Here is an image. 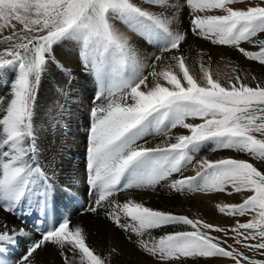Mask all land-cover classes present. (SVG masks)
Returning <instances> with one entry per match:
<instances>
[{
    "label": "snow or ice",
    "instance_id": "1",
    "mask_svg": "<svg viewBox=\"0 0 264 264\" xmlns=\"http://www.w3.org/2000/svg\"><path fill=\"white\" fill-rule=\"evenodd\" d=\"M185 11L190 27L182 32L177 21ZM188 31L264 66V0H0V75H11L7 95L0 96V211L46 208L57 192L54 173L38 159L37 101L42 80L55 71L65 79L58 95L70 103L73 73L56 49L74 42L82 73L96 86L85 133L86 184L94 199L85 211H103L153 264H264V80L252 86L249 76L257 78L239 65L222 80L202 50L194 75L183 54ZM138 42L159 54L145 56ZM47 116L60 129L71 112L57 104ZM149 136L163 139L150 146ZM204 151L236 155L213 159L201 156ZM189 167L194 175H184ZM165 186L241 196L215 208L226 217L250 218L223 227L116 198ZM60 191L76 199L71 187ZM176 226L186 230L166 231ZM157 230L163 234L154 235ZM34 231L0 224V256L22 237L26 249L12 264H37L49 249L62 264H113L118 255L115 247L98 253L69 217L43 228L38 223Z\"/></svg>",
    "mask_w": 264,
    "mask_h": 264
},
{
    "label": "bare ground",
    "instance_id": "2",
    "mask_svg": "<svg viewBox=\"0 0 264 264\" xmlns=\"http://www.w3.org/2000/svg\"><path fill=\"white\" fill-rule=\"evenodd\" d=\"M224 56L226 55L224 54ZM56 57L60 58L62 64H65V66L69 68L73 74L76 75V73H79L81 70L79 61L76 60V48L70 42L62 44L56 49ZM194 57L195 56L191 54L187 62L189 64L190 71L194 75H197L199 73V63L195 62ZM226 62L227 61L224 59L223 64L220 65V67L215 65L216 63L214 62L213 72H219L221 77H227V75H230V70L227 71L226 69V65L228 64V62ZM243 63L246 65L245 62ZM249 67L250 66H248V68ZM50 72L52 73L54 71ZM54 74L55 75L51 76H59L56 72H54ZM253 74L257 80H251V78L248 80L252 86H254L257 81L264 80V70L261 69V67H258ZM87 77L89 79L91 78V76ZM75 86L76 85L74 82H72L71 98L70 103L68 104H66L64 97L58 95V91H48L49 93L39 92L37 101V123L40 129L39 139L41 152V155L38 157V159L44 169L48 171L49 175H53L54 173V180L57 188L56 194L50 200L46 208L37 207L35 204H25L21 208L17 209L14 214L0 211V224L6 223L9 227L25 228L26 231L31 230L35 236L37 235L34 231V226L36 224L43 222V227H45V222L49 224L53 222L57 223L63 218L69 217L73 226L80 225L85 229L86 233L89 234L88 243L90 246L94 247L98 253L107 255L108 251L113 247L118 250V255L113 257V264H153V260L151 258L142 255L135 249L133 243L127 239L126 233L117 228L111 221L105 219L103 211H101L99 215L85 211L94 199L93 197H91V200L86 199V196H89L86 195L88 192L87 184H85L86 188H84V180L86 179V170L84 169V166H86L87 146L85 132L88 124L86 121L88 117L85 116H87L88 110H86L85 115V111L80 108V105L86 101L87 95L82 90H76ZM7 93L8 92H0V96H5ZM57 104H65L71 112V116L65 117L64 123L60 129L50 126V124L53 122L52 116H47V119H45L47 113H53V115H55ZM162 139L163 138L160 136H149L147 138L150 146H155L156 144L160 143ZM219 153H221L220 155L223 154L222 156L236 155L235 153L229 152ZM200 155L208 156L209 158L213 159L216 158L212 157V154L209 151L208 153L201 152ZM240 157H242V155ZM185 170H188L189 172L184 173V175L194 174V171L191 167L184 169V171ZM69 187H71L73 192L76 193V199H69L60 191L61 189ZM158 193L160 196L162 195L163 200L162 202H159V204L161 203L160 206L153 207L154 209L171 211L178 215H187L193 219L201 218L206 222L223 227H230L232 221L236 220V217H226L214 212L213 207L211 208V199H213L212 194L201 193L200 196L197 194L196 196H192L189 192L176 193L169 191V189L165 186L157 188V192H154L153 195L150 193V190L132 189L128 191H122L117 195L116 198L121 202L127 198H133L137 201L144 202L146 206H148L147 199H155ZM240 199H242L241 196L233 195L231 199L223 200L221 203H235ZM51 203H53V221L51 220L50 216L51 210H49ZM21 214H24L23 220L18 221L17 218L19 220L22 218L20 216ZM28 215H31L30 219H27ZM42 215H46L44 220L41 218ZM240 221L242 220L240 219ZM174 228L175 230H186L184 226H176ZM153 234L160 235L163 234V232L157 230ZM25 239L26 238L22 237L21 242L17 246L8 249L3 256H0V259L6 260L7 264H12V261L16 260L20 254L24 252L21 251L22 248L26 249L27 244L24 242ZM12 249H15V252H13ZM253 254L257 255V253ZM36 259L37 264H62L60 255L56 252H53L52 249H49L47 252H40ZM212 264L221 263L215 261Z\"/></svg>",
    "mask_w": 264,
    "mask_h": 264
},
{
    "label": "rangeland",
    "instance_id": "3",
    "mask_svg": "<svg viewBox=\"0 0 264 264\" xmlns=\"http://www.w3.org/2000/svg\"><path fill=\"white\" fill-rule=\"evenodd\" d=\"M252 2H254V0H252ZM238 7H242L244 5H241V4H238L237 5ZM178 25L180 27V31H187L190 27L189 25V18L186 14V11L185 13L181 14L180 15V19H178ZM71 44L74 45V42H70ZM139 47H140V50L142 53H144L145 56H148V57H153L154 58V55L153 54H156L158 55L159 52L154 48V47H151L149 45H146V44H143L142 42H139ZM192 46V47H191ZM243 47L247 48L248 50H255L254 48H252L251 46H249L248 44H242ZM199 50V51H198ZM201 50L203 51V54H204V61L205 63H208V60L207 57L210 55L212 57V61H211V64H212V69H214V62L216 63L215 65H217L218 67H220V65L223 64V60L225 59V61L228 62V64L226 65V69L227 71L231 69L232 66H236V65H239L242 69H245L247 70L248 72L252 73V75H254V71L258 68V67H261V69L264 70V66H261L258 62H254V61H249L247 60L246 58H244L242 56L241 53H239L238 51H235L233 49H230V48H227V47H223V46H217V45H211L210 42L208 41H204L202 40L201 38L193 35L190 31H188V35H187V42L183 45V54L185 55V57L189 58V56L191 54H193L195 57H194V60L195 62L199 63L200 61V52ZM76 53H77V49H76ZM218 53V54H217ZM220 53V54H219ZM188 54V55H187ZM223 57H222V55ZM224 54L226 56H224ZM228 56V57H227ZM57 58V57H56ZM224 58V59H223ZM232 59V60H231ZM246 59V60H245ZM57 60H59L60 63H62V61L60 60V58H57ZM78 61V58L76 59ZM199 60V61H198ZM222 60V61H221ZM229 60V61H228ZM239 60V62H238ZM232 61V62H231ZM226 62V63H227ZM230 62V63H229ZM238 62V63H237ZM245 62L246 65L243 63ZM234 63V64H233ZM236 63V64H235ZM188 64V62H187ZM233 64V65H232ZM65 65V64H64ZM244 65H245V68H244ZM189 66V64H188ZM229 66V67H228ZM248 66H250L248 68ZM248 68V69H246ZM255 68V69H254ZM250 69V70H249ZM148 71H151V69H146L145 70V75L147 74ZM55 72V71H54ZM54 72H49L43 80H42V83H41V86H40V89H39V92H44V93H49L48 91L50 92H57L58 91V88L60 86H63L64 83H65V79L63 77V75H59V76H55V77H52L54 74ZM215 73V72H214ZM199 74V73H198ZM197 74V75H198ZM52 75V76H51ZM51 76V77H50ZM10 77V78H9ZM77 78V79H76ZM251 77L248 78V80L250 79ZM73 79L72 82H74V84L76 85L75 86V89L76 90H82L86 93L87 95V98H86V101H84L83 103H81L80 105V108L83 109V111H85V115H86V110L89 111V109L91 108L92 106V97L95 95V92H96V86H95V82H94V79L91 77L90 79L86 76L85 77V74L82 73V70L79 71V73H76L73 74ZM92 79V80H91ZM222 80L226 79V77H221ZM58 80V81H57ZM248 80L246 82H248ZM10 82H11V75L10 74H3V75H0V92H8L9 91V86H10ZM52 83V84H51ZM55 83V84H54ZM60 83V84H59ZM86 83V84H85ZM78 84V85H77ZM52 88H51V86ZM58 86V87H57ZM4 89V90H3ZM54 89V90H53ZM87 89V90H86ZM90 98V99H89ZM88 102V103H87ZM89 107V108H87ZM85 117H88V113H87V116ZM88 119L89 117L86 119V121L88 122ZM86 133V132H85ZM85 138H86V134H85ZM206 153H208V151H204ZM210 152V151H209ZM212 157H216V158H220L222 155H220L221 153H212ZM219 154V155H218ZM239 158H247L245 156L242 155V157H239ZM84 169L86 170V166H84ZM189 172L188 170H185L184 173H187ZM191 173V172H190ZM194 175V174H192ZM86 184V179L84 180V188H86L85 186ZM154 192H157V189L155 191L153 190H150V193H153ZM88 193V192H87ZM86 195H89L88 197L86 196V199L87 200H91V196L90 194L88 193ZM192 196H196L199 195L201 193H197V192H189ZM153 198V196H152ZM161 198V200H160ZM162 195L160 196L159 193L156 195L155 199L151 200V198L147 199V204H148V207H159L160 204L159 202H162ZM212 198L211 199V208L213 207V210L214 212L216 213H219L216 208H215V205L219 202L221 203V201L223 200H228V199H231L232 196H227L226 194H212ZM151 200V201H150ZM202 200V199H200ZM242 199L236 201L235 203H239L241 202ZM221 214V213H219ZM223 216V214H221ZM22 218L19 220L17 218L18 221H22L23 220V216L24 214H21L20 215ZM18 217V216H17ZM232 218V217H231ZM250 217H244V218H238L236 217L235 219L237 220H242L241 222H243L244 220L246 219H249ZM236 220L232 221L231 226H233L236 222ZM71 221V220H70ZM72 222V221H71ZM54 223V222H53ZM73 226V224H72ZM175 230L174 227H169L166 229V231H173ZM229 243H231V240L229 241ZM25 250V248H22V252ZM13 252H15V249H12ZM246 254L249 255L250 257L252 258H256V259H259L261 258L260 255L257 253V255L253 254L252 252H247L246 251ZM215 261H218L220 262L221 264H229V262L226 260V259H221V260H213V262ZM212 262V263H213Z\"/></svg>",
    "mask_w": 264,
    "mask_h": 264
}]
</instances>
